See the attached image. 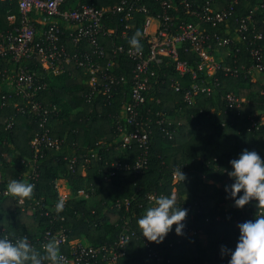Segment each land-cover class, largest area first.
<instances>
[{
  "label": "trees",
  "instance_id": "1",
  "mask_svg": "<svg viewBox=\"0 0 264 264\" xmlns=\"http://www.w3.org/2000/svg\"><path fill=\"white\" fill-rule=\"evenodd\" d=\"M118 1L73 0L68 6L81 3L113 6ZM181 1L172 0L174 6L170 13L175 22L195 21L185 12ZM207 1H211L216 10H221L231 0H188L192 8H199ZM141 3L152 15L163 12L162 0H141ZM259 3L260 0H240L236 12L227 21L217 27L206 24L209 31L232 38L230 46L220 47L223 64L250 65V50L254 44L239 37L237 18L245 17ZM9 14L16 15V24L20 22L17 2L0 0V31L14 26L7 18ZM262 16L259 12L255 22L263 37L254 43L262 47L264 55ZM146 17V13L136 12L128 21V28L121 14H112L107 22L116 31L102 37L106 49L103 65L112 60V72L126 78L112 97L101 91L93 94L89 72L74 63L60 74L42 68L38 58L7 63L36 71L37 77L47 83L36 99L48 108L59 107L58 114H52L45 126L62 142L58 148L46 147L35 161L31 141L42 132L43 118L18 109V106H28L27 100L17 95L0 73V233L26 235L37 249L49 241L54 242L52 238H45L47 230L64 233L69 241L79 240L84 246H99L113 243L127 223L134 234L128 239L126 253L118 264H168L166 259L172 264H227V257L221 256V245L234 247L239 236L238 224L253 219L261 211L252 204L235 207L225 185L232 182L226 172L231 167L229 161L243 150H255L264 159V123H261L264 80H253L242 69L238 75H225L220 71L217 74L220 85L212 93L198 95L190 104L184 99V90L193 82L191 76L180 75L174 61L163 58L155 66L156 76L151 79L147 100L140 107L139 119L152 131L146 153L147 166L139 174L132 169H114L113 162L133 163L143 152L137 142L122 143L118 123L120 121L123 132L134 129L123 117L130 101V79L135 66L126 50L140 48L148 53L149 45L144 35ZM37 27L41 30L45 26L37 23ZM124 32L126 35L123 36ZM137 32L138 47L130 44ZM39 37L37 34L36 38ZM68 47L73 50L71 42ZM118 47H123V51L116 50ZM184 48L185 45L179 46V57L189 60L195 67L200 60L197 53L187 52ZM177 85H180L178 90ZM229 92L245 100L240 106L230 107L226 100ZM180 167L185 178L176 173ZM112 170L115 171L111 175ZM13 179L33 184L31 197L21 199L8 194L6 185ZM57 179H65L72 192L59 211L56 208L61 201ZM80 189H85L88 197L77 196ZM174 192L177 204L188 209L184 234L177 235L174 225L162 243L148 241L142 237L137 219L159 196ZM152 195H155L154 199ZM125 199L130 200L128 207L116 204ZM191 231L206 235L210 245L208 250L199 249ZM57 247L60 252L68 251L66 245ZM151 247L164 260L153 258L149 262ZM93 264L105 263L98 260Z\"/></svg>",
  "mask_w": 264,
  "mask_h": 264
},
{
  "label": "built area",
  "instance_id": "2",
  "mask_svg": "<svg viewBox=\"0 0 264 264\" xmlns=\"http://www.w3.org/2000/svg\"><path fill=\"white\" fill-rule=\"evenodd\" d=\"M3 1L17 2L20 22L16 24V15L9 14L7 18L14 26L0 31V73L12 90L27 100L28 106L16 105L18 109L23 112L36 113L43 118L42 132L35 135L31 141L34 161L46 147L58 148L62 142L60 138L53 137L50 129L45 126V122L52 114H58L59 107L54 105L48 108L36 99L37 94L47 87V83L37 77L36 71L23 65L12 67L7 63L38 58L42 68L53 74L66 72L68 66L74 63L78 68L89 72L90 91L93 94L101 91L104 95L112 97L126 81L124 75L112 72L114 66L112 60L106 66L103 65L106 49L102 37L110 36L116 31L107 24L112 14H121L128 28L130 25L128 21L133 19L136 12L146 13L144 35L149 45L147 54L140 48L126 50V54L135 66L130 79V101L125 106L123 117L127 124L134 126V129L123 132L120 121L118 123V128L122 132V143L130 145L137 142L143 148V152L133 163L113 162L114 169H132L139 174L147 166L146 153L151 144L152 131L141 123L140 107L145 104L151 79L156 76L155 66L159 65L163 58L172 59L180 75L189 74L191 76L193 82L184 90V99L190 104L198 95L212 93L220 85L217 75L220 71H223L225 75H238L242 69L252 76V79L255 78V73L264 74L262 47L254 43L263 37V32L257 30L255 16L262 12V22H264V0H260V3L250 9L245 17L237 18L236 32L239 37L254 44L250 50V65L242 64L240 67L225 65L223 57L218 58L216 55L220 47L232 44V38L223 36L218 31H209L206 27V24L217 27L227 21L236 12L240 0H231L228 6L221 10H216L211 1H207L199 8H192L188 0H182L185 12L196 20H186L180 24L175 22V17L170 13L174 6L172 0H162L163 12L158 15L150 14V10L141 3V0H119L113 6H98L93 3L68 6V3L73 0ZM37 23L45 27L39 30ZM37 34L40 35L38 39ZM124 35L126 32L123 33ZM69 42L72 43L73 50L69 49ZM180 45H185L184 50L187 52L197 53L200 60L195 67L191 66L189 60H182L179 57ZM116 50L123 51V47H118ZM2 62L5 63L3 66ZM179 88L180 85H177L176 89ZM88 97L91 98L89 95ZM226 100L232 107L240 106L245 99H240L235 93L229 92ZM261 123H264V116ZM114 171H111V175ZM174 177L176 180L177 174ZM56 186H58L57 183ZM69 193L72 194L70 189ZM88 195L85 189L77 191L79 197L86 198ZM70 197L60 196L63 202ZM151 197L154 199L155 195ZM116 204L128 207L130 200H118ZM133 234L134 231L126 223L113 243L84 246L79 240L69 241L64 233H53L51 230L44 233L45 238H52L56 245L68 247L67 252H60L64 257L63 264H93L98 260H102L105 264H118L119 259L125 255L126 243ZM148 258L149 262L153 258L164 260L160 253L152 247ZM166 262L172 264L169 259H166Z\"/></svg>",
  "mask_w": 264,
  "mask_h": 264
},
{
  "label": "clouds",
  "instance_id": "3",
  "mask_svg": "<svg viewBox=\"0 0 264 264\" xmlns=\"http://www.w3.org/2000/svg\"><path fill=\"white\" fill-rule=\"evenodd\" d=\"M137 32L130 40L133 46H139ZM226 169L232 181L225 185V191L233 200L234 206L243 208L252 204L261 210L253 219L238 224L239 236L234 247L221 245L222 257L227 264H264V159L255 150H243L237 158L229 161ZM185 178L182 167L176 169ZM34 185L13 179L6 185V192L14 197L29 198ZM63 208V200L56 205ZM188 209L177 204L174 193L159 196L153 205L147 207L137 219L136 224L142 237L157 244L174 231L183 235ZM63 264L64 257L53 241L34 248L28 236H10L0 233V264Z\"/></svg>",
  "mask_w": 264,
  "mask_h": 264
},
{
  "label": "rangeland",
  "instance_id": "4",
  "mask_svg": "<svg viewBox=\"0 0 264 264\" xmlns=\"http://www.w3.org/2000/svg\"><path fill=\"white\" fill-rule=\"evenodd\" d=\"M216 55L218 58H222L223 57V51L222 48H219L218 51L216 52ZM223 59V58H222ZM257 79H261L264 80V74L261 73H255V78L253 80H257ZM177 180V179H176ZM175 180V181H176ZM213 182V181H211ZM57 183V190L58 193L61 197H70L72 196V194L70 195L69 193V186L67 185V181L65 179H57L56 181ZM218 186H220L221 184L217 183ZM72 193V192H71ZM175 196H176V192H174ZM191 236L197 240L198 244H199V249L202 251L208 250L210 245L209 242L207 240V237L204 233L202 232H190Z\"/></svg>",
  "mask_w": 264,
  "mask_h": 264
}]
</instances>
